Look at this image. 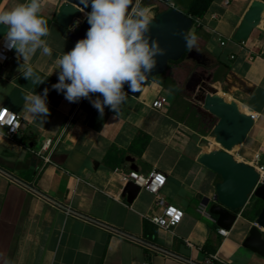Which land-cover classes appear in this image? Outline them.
Returning <instances> with one entry per match:
<instances>
[{"label": "crops", "instance_id": "1", "mask_svg": "<svg viewBox=\"0 0 264 264\" xmlns=\"http://www.w3.org/2000/svg\"><path fill=\"white\" fill-rule=\"evenodd\" d=\"M64 1L41 0L40 15L50 30L42 39L52 54L37 49L30 57L38 75L57 80L55 61L75 46L68 32L80 26L73 22L65 28L57 21ZM252 1L213 0L200 23L209 33L201 39L204 47L230 65L223 80L228 94L242 111L255 115L245 142L231 153L256 166L257 154L259 162L264 154V15L247 40L233 39ZM24 2L0 0V10ZM148 2L156 12L165 7L157 0ZM23 64L15 49L6 62L0 60V109L8 107L22 119L16 138L0 132V167L37 190L0 169V264H264L263 256L243 245L262 201L252 196L226 236L209 211L221 177L199 158L218 118L214 121L183 92L173 95L151 80L139 97L128 94L118 116L105 107L101 118L88 99H46L50 115L42 124L24 109V97L35 94L36 83L23 77ZM178 71L168 74L182 89L197 70L185 80ZM208 71L213 77L214 70ZM216 84L220 90L222 81ZM161 95L167 96L166 103L154 107ZM62 132L53 162L44 163L33 149ZM209 140L210 146L216 144ZM133 164L141 173L156 169L167 176L161 195L184 212L173 228L152 220L161 210L150 191L141 189L132 202L123 196Z\"/></svg>", "mask_w": 264, "mask_h": 264}, {"label": "clouds", "instance_id": "2", "mask_svg": "<svg viewBox=\"0 0 264 264\" xmlns=\"http://www.w3.org/2000/svg\"><path fill=\"white\" fill-rule=\"evenodd\" d=\"M89 2L91 11L86 16L90 27L70 51L57 57L58 81L51 87L63 93L70 103L88 99L101 118L106 106L118 116L128 94L141 91L146 77L156 67L154 57L164 56L166 49L156 40L150 45L145 36L155 18L142 0H136L135 4L133 0H80L85 8ZM40 12L41 0H25L11 9L0 10V25L6 26V49H15L17 59L23 58L21 74L33 84L43 81L31 66L30 57L37 49L45 56L52 54L47 40L42 39L50 35V30ZM184 38L186 48L197 49L195 33H184ZM125 84L128 91L123 90ZM90 94H100L103 100L92 99ZM47 95L45 88L43 97L35 94L24 97L25 111L42 124L50 115ZM7 123L11 124V120Z\"/></svg>", "mask_w": 264, "mask_h": 264}, {"label": "water", "instance_id": "3", "mask_svg": "<svg viewBox=\"0 0 264 264\" xmlns=\"http://www.w3.org/2000/svg\"><path fill=\"white\" fill-rule=\"evenodd\" d=\"M174 1L176 6H168L155 14V20L150 26V31L145 33V36L149 38L150 45L152 40H156L161 47L166 49V54L154 57L156 67L146 77V81L141 86V91L129 93L132 96L139 97L153 77L168 70L170 61H178L186 56L188 59L196 61L197 64L209 65L210 59L202 51L186 48L184 33H190L194 26V20L185 10L194 0ZM135 2L136 0H133V4ZM90 11V2L89 6L85 8L80 4V0H65L58 11L57 21L63 27L69 28L73 22L80 23L75 32H68V36L75 44L85 37L87 29L90 27L86 16V13ZM263 15L264 0H253L234 32L233 39L236 41L247 40L253 30L261 23ZM5 28L6 26L0 25V40L4 38ZM41 78L43 82L35 84L33 93L43 97L44 89L47 88L46 99L64 96L63 93H58L51 87L58 81L57 79L47 74H42ZM215 84L212 76H207L198 71H194L186 83L187 90L196 93L201 109L218 118L209 132V139L220 147L210 146V140L205 139L202 146H205L206 150L202 152L199 158L201 164L221 177V181L216 184L215 202L210 205L209 211L217 217L219 227L230 230L238 218L237 212L248 204L252 196L262 201L263 206L243 245L264 257V183L257 185L259 173L255 167L245 161L237 160L231 153L235 147L245 142L255 119L242 111L237 100H228L221 96ZM123 90L128 91L127 84L124 85ZM90 95L92 99L99 97L103 100L100 94ZM106 108L109 109L108 106ZM0 169L27 187L37 190L33 183L20 179L4 168L0 167ZM132 169L138 171L136 164L132 165ZM140 191L141 188L130 181L124 189L123 196L132 202Z\"/></svg>", "mask_w": 264, "mask_h": 264}, {"label": "built area", "instance_id": "4", "mask_svg": "<svg viewBox=\"0 0 264 264\" xmlns=\"http://www.w3.org/2000/svg\"><path fill=\"white\" fill-rule=\"evenodd\" d=\"M146 1L148 0H142L144 5ZM157 1L163 3L166 7L176 6L174 0ZM150 8L152 10V14L155 16V7L151 6ZM197 20L200 23L201 18H198ZM10 52L11 50H7L5 44H0V60L2 62H6L9 59ZM167 99V96L161 95L153 102V106L161 108L166 103ZM251 116L255 119L254 114H251ZM9 120H11V124L7 123V121ZM0 121H3V123H0V132L10 138H16V135L20 131L22 125V119L20 115L17 114L15 111L11 110L10 108L4 107L0 109ZM64 132L60 133L56 137L47 138L40 145V147L34 148L33 152L36 155L40 156L43 159L44 163L53 162L54 153L57 147L59 146L60 142L62 141ZM256 158L258 159V163L254 167L259 173V178L257 182V185H259L264 183V163L259 162V154H257ZM126 177L128 179V182L132 181L141 189H146L155 195V205L161 211L159 213H155L152 216V220L158 226L166 229H171L181 222L184 215L183 210L174 204L168 203L161 195V190L167 182V176L164 173L156 169H153L148 173H141L139 171L131 170L126 174ZM219 232L224 236H226L228 233V231L223 228H220ZM209 262L211 263V260H209ZM144 264L151 263L147 261Z\"/></svg>", "mask_w": 264, "mask_h": 264}, {"label": "trees", "instance_id": "5", "mask_svg": "<svg viewBox=\"0 0 264 264\" xmlns=\"http://www.w3.org/2000/svg\"><path fill=\"white\" fill-rule=\"evenodd\" d=\"M213 0H194L190 6L185 10V12L192 16L194 20V32L195 35L198 37L197 40V50L202 51L208 57H210L211 62L208 68H212L214 70L213 80L214 81H223L230 70V65L225 62L220 56H214L211 54L201 42V39H208L209 33L203 29V25L198 22V18H203L207 11L209 10L211 3ZM148 1H146L145 6L148 5ZM165 9V8H163ZM195 48V47H193ZM196 49V48H195ZM188 59L184 56L182 59L178 61H170L168 70L160 75H157L152 78V80L158 81L163 87L170 91L173 95L179 96L182 94V89L179 87L178 82L170 76L168 73L169 69L172 67L174 63H179L180 61ZM194 61L192 59H189ZM196 63V61H194ZM261 209V208H260ZM260 212V211H259Z\"/></svg>", "mask_w": 264, "mask_h": 264}, {"label": "rangeland", "instance_id": "6", "mask_svg": "<svg viewBox=\"0 0 264 264\" xmlns=\"http://www.w3.org/2000/svg\"><path fill=\"white\" fill-rule=\"evenodd\" d=\"M164 7V6H163ZM164 8H166V6L164 7ZM155 9H157L156 7H155ZM154 9V11L156 12V10ZM157 13V12H156ZM193 30H194V27L191 29V31H190V33H193ZM197 64V63H196ZM194 65V63H192V61L191 60H188V59H184V60H182V61H180L179 63H174L173 65H172V67H171V70H169L168 72H175V71H177V70H180V71H178V73H179V75L181 76V78L183 79V80H185L186 78H187V76H189L190 75V73H191V71L193 70V69H196L197 71H203L202 70V68L201 67H199L198 65L196 66H193ZM175 66H177L178 67V69H174L175 68ZM207 70V69H206ZM210 74V71H208V72H205V75H209ZM216 85H218V84H216ZM219 86V85H218ZM220 90L217 88V91H218V93L221 95V96H223V97H225L226 99H228V100H231V99H233V98H231V96L228 94V92H227V84H225V82H223L222 81V86H220ZM182 92H183V94H186V97H188L191 101L190 102H193V103H195V104H197V105H200V103H199V101L197 100V98H196V93H193V92H190L189 90H187V88H186V86H184V87H182ZM171 97H172V95H171ZM213 119H214V121L215 120H217V117L216 116H213ZM214 146H218V147H220L218 144H215ZM237 160H240V161H244L243 160V158L242 157H240V156H238L237 155V157H235ZM250 162H252V164H250V165H252L253 166V164H255V162L254 161H250ZM261 162H263L264 163V154L262 155V158H261ZM249 164V163H248Z\"/></svg>", "mask_w": 264, "mask_h": 264}, {"label": "flooded vegetation", "instance_id": "7", "mask_svg": "<svg viewBox=\"0 0 264 264\" xmlns=\"http://www.w3.org/2000/svg\"><path fill=\"white\" fill-rule=\"evenodd\" d=\"M199 67L202 68L203 71L206 72V69H209L207 66H204V65H200V64H197ZM209 66V65H208Z\"/></svg>", "mask_w": 264, "mask_h": 264}, {"label": "bare ground", "instance_id": "8", "mask_svg": "<svg viewBox=\"0 0 264 264\" xmlns=\"http://www.w3.org/2000/svg\"><path fill=\"white\" fill-rule=\"evenodd\" d=\"M1 40H2V39H1ZM1 40H0V41H1ZM3 44H5V42H3Z\"/></svg>", "mask_w": 264, "mask_h": 264}]
</instances>
